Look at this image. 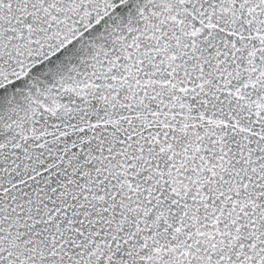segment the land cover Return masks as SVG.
<instances>
[{"label":"snow or ice","instance_id":"1","mask_svg":"<svg viewBox=\"0 0 264 264\" xmlns=\"http://www.w3.org/2000/svg\"><path fill=\"white\" fill-rule=\"evenodd\" d=\"M0 264H264V0H0Z\"/></svg>","mask_w":264,"mask_h":264}]
</instances>
